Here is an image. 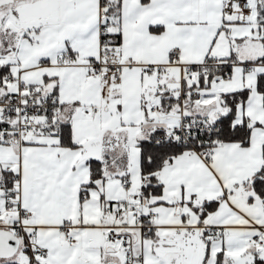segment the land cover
<instances>
[{"label":"snow or ice","instance_id":"snow-or-ice-1","mask_svg":"<svg viewBox=\"0 0 264 264\" xmlns=\"http://www.w3.org/2000/svg\"><path fill=\"white\" fill-rule=\"evenodd\" d=\"M0 264H264V0H0Z\"/></svg>","mask_w":264,"mask_h":264}]
</instances>
